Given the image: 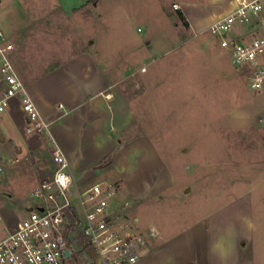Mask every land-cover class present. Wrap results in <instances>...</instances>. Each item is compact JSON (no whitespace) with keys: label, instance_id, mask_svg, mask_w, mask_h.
<instances>
[{"label":"crops","instance_id":"0c3cea01","mask_svg":"<svg viewBox=\"0 0 264 264\" xmlns=\"http://www.w3.org/2000/svg\"><path fill=\"white\" fill-rule=\"evenodd\" d=\"M49 7L81 20L89 11L96 17L94 22L113 11L118 18H125L126 25L133 30L135 22L143 24L146 34L139 42L150 65L156 60L153 46H168L177 41L169 38L174 15L184 22L193 37L206 35L216 43L209 28L235 8L234 1L2 0L0 28L14 45L12 60L16 73L41 119L48 124V134L26 132V118L16 100L2 114L0 123L5 124L2 128L5 141L25 142L33 150L45 144L58 147L78 188L96 183L114 186L111 205L122 202L131 205L128 215L132 219L122 223L137 237L138 259L134 264H264V230L255 229L246 188L240 189V181L229 184L235 190L231 194L234 197L224 202L222 208L190 222L184 220L183 214L191 215L196 209L183 208L178 218L182 227L171 228L173 218L164 216L170 200L183 203L184 195L190 194L191 189L174 182L172 169L152 145L151 136L135 111L134 100L122 86L121 78L141 72L129 70L130 63L120 67L113 58L94 52L84 43L75 51L58 52L53 47L55 43L44 37L43 31L48 26L39 21L38 15L46 14ZM139 30L136 28L137 33H141ZM89 43L94 45L95 40ZM218 50L224 62L234 68L225 53ZM145 72L144 68L142 77L146 85L142 101L149 115L152 103L155 107L156 102L165 98L168 88L151 86L150 79L157 75ZM261 95L264 98V92ZM260 106L259 115L264 116V101ZM136 148H140L143 161L131 174L125 159ZM117 154L119 159L115 158ZM116 160L125 163L127 169L115 166ZM191 186L198 189L197 185ZM221 194L220 191L214 196Z\"/></svg>","mask_w":264,"mask_h":264},{"label":"rangeland","instance_id":"374dc122","mask_svg":"<svg viewBox=\"0 0 264 264\" xmlns=\"http://www.w3.org/2000/svg\"><path fill=\"white\" fill-rule=\"evenodd\" d=\"M38 16L39 21L48 26L43 31L44 37L55 43L53 47L58 52L75 51L84 43L96 53L107 54L120 67L130 63L129 70L141 72V75L135 73L131 78H121L122 86L134 100L135 111L150 134L152 145L172 169L174 182L191 189L190 194L184 195L183 203L170 200L164 216L173 218L171 228L182 227L178 218L183 208L196 209L193 212L196 214H183L187 222L222 208L224 202L234 197L231 194L235 190L229 184L240 181V189L246 188L255 229L264 230V126L260 123L264 116L259 115L263 92L248 88L246 73L224 62L217 43L206 35L193 37L184 22L174 15L169 38L177 41L168 46H153L156 60L149 65L144 46L139 42L146 34L141 23L135 22L133 30L126 25L125 18H118L113 11L94 22L96 17L89 11L81 20L77 16H65L56 7H49L46 14ZM136 28L141 33H137ZM91 39L95 40L94 45H90ZM144 68L147 73L157 75L150 79L151 86L168 88L165 98L156 102L155 107L152 103L150 117L142 101L143 85H146L142 77ZM4 126L1 122V230L18 225L32 191L40 181L50 177L54 169L48 145L33 150L25 142L5 141ZM139 151L140 148L133 149L130 156L124 158L128 160L126 165L131 174L134 167H141L143 158ZM115 163L119 169H127L120 160ZM191 185H197L198 189L194 190ZM220 191L222 194L215 197ZM119 204L127 206L122 220L131 221L130 203ZM63 264L94 263L89 254L81 251Z\"/></svg>","mask_w":264,"mask_h":264},{"label":"built area","instance_id":"2783aa9c","mask_svg":"<svg viewBox=\"0 0 264 264\" xmlns=\"http://www.w3.org/2000/svg\"><path fill=\"white\" fill-rule=\"evenodd\" d=\"M233 1L235 8L212 24L209 34L230 64L246 73L248 88L261 93L264 0ZM13 50V43L0 28V117L16 100L26 118V132L45 136L48 124L16 73ZM260 123L264 126V118ZM50 158L53 172L32 191L18 225L4 230L0 227V264H63L81 251L89 254L94 264H134L138 259L137 237L122 223L127 206L110 203L114 188L104 183L78 188L58 147H51Z\"/></svg>","mask_w":264,"mask_h":264},{"label":"water","instance_id":"95a60500","mask_svg":"<svg viewBox=\"0 0 264 264\" xmlns=\"http://www.w3.org/2000/svg\"><path fill=\"white\" fill-rule=\"evenodd\" d=\"M65 255L67 256V255H68V253H65Z\"/></svg>","mask_w":264,"mask_h":264}]
</instances>
